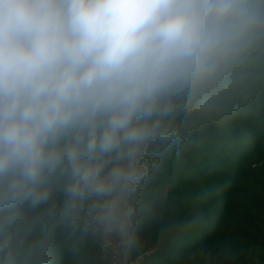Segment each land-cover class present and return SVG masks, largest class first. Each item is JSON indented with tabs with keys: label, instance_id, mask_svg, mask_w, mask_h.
Masks as SVG:
<instances>
[{
	"label": "clouds",
	"instance_id": "clouds-1",
	"mask_svg": "<svg viewBox=\"0 0 264 264\" xmlns=\"http://www.w3.org/2000/svg\"><path fill=\"white\" fill-rule=\"evenodd\" d=\"M264 95V0H0V264L132 242L148 183Z\"/></svg>",
	"mask_w": 264,
	"mask_h": 264
},
{
	"label": "trees",
	"instance_id": "trees-1",
	"mask_svg": "<svg viewBox=\"0 0 264 264\" xmlns=\"http://www.w3.org/2000/svg\"><path fill=\"white\" fill-rule=\"evenodd\" d=\"M134 264H264V95L232 98L146 186ZM62 264H108L88 241Z\"/></svg>",
	"mask_w": 264,
	"mask_h": 264
},
{
	"label": "built area",
	"instance_id": "built-area-1",
	"mask_svg": "<svg viewBox=\"0 0 264 264\" xmlns=\"http://www.w3.org/2000/svg\"><path fill=\"white\" fill-rule=\"evenodd\" d=\"M99 247L102 257L108 264H134L131 259L132 243L124 248L109 249L107 252L102 250L101 242H99Z\"/></svg>",
	"mask_w": 264,
	"mask_h": 264
}]
</instances>
